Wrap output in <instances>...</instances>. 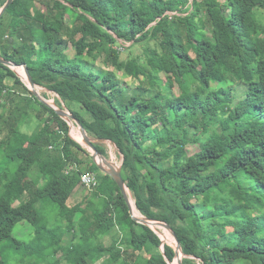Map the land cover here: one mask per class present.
I'll return each mask as SVG.
<instances>
[{
    "label": "trees",
    "instance_id": "trees-1",
    "mask_svg": "<svg viewBox=\"0 0 264 264\" xmlns=\"http://www.w3.org/2000/svg\"><path fill=\"white\" fill-rule=\"evenodd\" d=\"M263 16L264 0H13L0 57L26 64L89 136L114 143L135 208L172 228L190 256L181 264H264ZM128 43L141 55L121 59ZM87 172L93 190L80 183ZM216 191L246 214H214L203 197ZM19 223L33 228L29 242L13 236ZM160 242L67 123L0 63V264L10 244L21 264H167Z\"/></svg>",
    "mask_w": 264,
    "mask_h": 264
},
{
    "label": "rangeland",
    "instance_id": "rangeland-1",
    "mask_svg": "<svg viewBox=\"0 0 264 264\" xmlns=\"http://www.w3.org/2000/svg\"><path fill=\"white\" fill-rule=\"evenodd\" d=\"M40 8H42V7H40ZM0 9H1V6H0ZM66 20L67 21L69 20L68 17H66ZM263 20H264V16H263ZM129 45H130L129 43L125 44L123 48H119L118 49V51L120 53V56H121V59H127L129 57V55H130V52L133 53L130 56H137V55L140 56L141 55L142 50L139 47H135V48H132V49L130 48L129 50H124ZM67 53H68L69 56H72L73 55V50L71 48H69ZM97 64L102 67L101 60H99L97 62ZM260 69L264 70V60L260 62ZM124 82L128 83L129 86H131V87H134L136 85V82L133 81L132 79H124ZM212 84H215V83L213 82ZM36 88H38V90H40V92L42 93V96L45 97L47 100L53 99V101L55 103L56 99H58L55 93L50 92V91H48L45 88L40 87V86H36ZM21 107H23V109H27L26 112H29L31 115H33L34 111L37 110L36 105L34 103H30V105L28 107L24 106L23 104H21ZM65 109L67 110V108H65ZM77 120L78 119L76 118V121ZM37 123H38L37 119L32 117L30 122H28L26 124L25 123L23 124V126H22V128L20 130V133H23V135L29 136L34 131ZM74 133L79 138H83V136L78 131L74 130ZM69 135L71 137H73L71 135V130L69 131ZM91 138L95 139V143L94 144L101 145V146H103L105 148L106 154H107L106 157L111 159L113 164L115 163L117 166H119V164H121V159H122L121 155L119 153V150L117 149V147L114 144L110 143L109 140H107V139H102V140H105V141H101V139L97 138V137H91ZM80 145L87 151V147L85 146V144H80ZM112 153H113V155H111ZM89 157H91V156L89 155ZM80 189H82V187H80ZM219 194L220 193H218L216 191V192L211 193L208 196H204L203 197V202H204L205 205L210 206V208H213L214 214L221 215L223 217L222 220L238 219V218L243 217L244 214H246V211L240 206L229 205V204L225 205V204L222 203V201L217 200L218 199L217 196ZM132 199H133V197H132ZM72 201H74V200L72 199ZM75 202L76 201H74L73 204H71L72 203L71 202V203H69V205H74ZM251 214L254 215V213H251ZM77 215H79V214H77ZM66 225H67L66 221L62 223V227L65 228ZM159 229L161 231L159 230V232H157V234L160 236V238H161L160 232H163L167 238L171 237L170 235L172 233H171L170 230H168L165 227H161ZM33 235H34L33 228L27 223H19L13 230V236L15 237V239L21 240L23 242H29L31 240V238L33 237ZM167 238H164L163 243L166 244V245H169V246H173L172 244L169 243ZM160 241H162V240L160 239ZM108 242H109L108 239H106L105 243H108ZM11 244H14V243L11 241ZM11 244H10V247L5 251V254L3 255L2 259L5 262V264H21L20 260L17 259L16 256H14V255H16L15 254L16 250H15V247L11 246ZM59 255H61V253L58 254V256H57L58 258H59ZM174 259H175V257H174ZM35 260H33V261L35 262ZM53 260L54 259L48 260V259H40V258H38V260H36V263H38V264H47V263H52ZM27 261H28V259L26 258L25 262H27ZM22 264H25V263H22ZM60 264H64V263L60 262Z\"/></svg>",
    "mask_w": 264,
    "mask_h": 264
},
{
    "label": "water",
    "instance_id": "water-1",
    "mask_svg": "<svg viewBox=\"0 0 264 264\" xmlns=\"http://www.w3.org/2000/svg\"><path fill=\"white\" fill-rule=\"evenodd\" d=\"M13 0H6L5 4L1 7L0 9V17L1 15H3L6 10L8 9V7L10 6V4L12 3ZM0 63L7 66L8 68L12 69L16 74L17 72L15 71V68L17 67H22L25 73V79L23 80L21 77V79L24 81V83L26 84V86L28 87V89L30 90V92L32 93V95L43 105L49 107L50 109H52L53 111H55V113L63 120L67 123V126L69 128V131L71 129H75V126L68 121L67 116H66V112H68V114L72 117H74L76 119V117L69 112L68 110H66L64 107V104L61 103L60 101V105H58L57 103L51 102L49 100H47L45 97H43L42 95H40L37 91H36V84H34V82L32 81V78L29 74V70L27 68L26 64H16L10 61H6L5 59L0 57ZM18 75V74H17ZM19 76V75H18ZM78 124L80 125L81 128V135L83 136V139L85 140V146L87 147V152L89 153V155L91 156V160L93 161V163L97 166V168L100 170L101 173L108 175L114 182L115 184L118 186L119 191L125 201V204L128 208V212L129 215L131 216V218L136 221L137 223L143 224L147 227H149L159 238L160 241V236L157 234V232H159V228L160 227H165L168 230L171 231L173 237L175 238V244L171 247H173L174 251H175V255L176 253H179L180 255V264H181V260L182 258H186V257H190L188 255H185L180 247L179 242L177 241L176 235L174 233V231L172 230V228L160 221H156L153 219H149L146 218L145 216L140 214V217L138 216H134L133 211H132V206H131V193L129 192L127 186L125 185L123 179H122V175H121V166H122V161L123 158L121 159V164H119V166H117L115 163L113 164L111 159L107 158L106 156L102 155L99 151H97L96 147H95V139H92L90 136L87 135L85 129L82 127V125L80 124L79 120ZM71 137V136H70ZM73 140H75L73 137H71ZM76 141V140H75ZM101 141H105L102 140ZM77 142V141H76ZM110 143L114 144L112 141H109ZM79 143V142H77ZM80 144V143H79ZM134 201V200H133ZM164 243L163 241L160 242V245L157 247L158 251L164 256V259L166 261L167 264H173V260H171L166 254H165V250H164Z\"/></svg>",
    "mask_w": 264,
    "mask_h": 264
},
{
    "label": "bare ground",
    "instance_id": "bare-ground-1",
    "mask_svg": "<svg viewBox=\"0 0 264 264\" xmlns=\"http://www.w3.org/2000/svg\"><path fill=\"white\" fill-rule=\"evenodd\" d=\"M15 71L18 73V75H19L23 80L25 79V73H24V70H23L22 67H17V68H15ZM35 89H36V91H37L40 95H42V93L40 92V90H38V88H35ZM49 101L54 102L53 99H51V100H49ZM65 113H66V116H67L68 121L71 122V123L75 126V129H71V135H72L73 138L76 139L80 144H85V143H84L85 140H84L83 138H79V137L74 133V130H76V131H78V132L81 134V131H82V130H81V128H80V125L78 124V122L76 121V119H75L74 117H72V116H70V115L68 114V112L65 111ZM107 142H108V141H107ZM111 155H113V153H112ZM133 200H134V199H132V197H131V206H132L133 214H134V216H138V217H140V213H139V212L137 211V209L135 208V205H134V202H135V201H133ZM160 228H161V227H160ZM160 231H161V230H160ZM160 234H161V240H162V241L164 240V238H167L163 232H160ZM170 236H171V237H170V238L168 237L167 240L169 241L170 244L174 245V244H175V238L173 237L172 234H171ZM162 241H161V242H162ZM173 264H180V255H179V253H176V256H175V259H174V261H173Z\"/></svg>",
    "mask_w": 264,
    "mask_h": 264
},
{
    "label": "built area",
    "instance_id": "built-area-1",
    "mask_svg": "<svg viewBox=\"0 0 264 264\" xmlns=\"http://www.w3.org/2000/svg\"><path fill=\"white\" fill-rule=\"evenodd\" d=\"M80 183L89 190H92L94 187L97 186V177L93 172H87L81 174L80 176Z\"/></svg>",
    "mask_w": 264,
    "mask_h": 264
}]
</instances>
